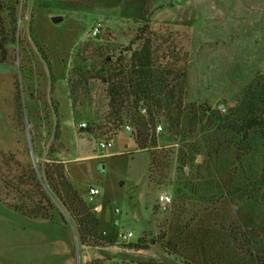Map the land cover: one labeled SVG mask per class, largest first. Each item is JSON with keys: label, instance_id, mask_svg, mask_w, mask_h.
I'll use <instances>...</instances> for the list:
<instances>
[{"label": "rangeland", "instance_id": "rangeland-1", "mask_svg": "<svg viewBox=\"0 0 264 264\" xmlns=\"http://www.w3.org/2000/svg\"><path fill=\"white\" fill-rule=\"evenodd\" d=\"M14 26L16 43L0 63V264H182L160 242L179 227L171 230L170 206L159 202L161 194L187 195L192 168L185 176L176 163L182 145L161 142L173 164L150 179V153L138 149L131 120L110 117L108 86L97 77L107 58L115 64L121 53L130 57L124 49L146 29L156 61L187 72L184 104L227 113L264 74V0H0V41L14 36ZM53 161L81 199L98 207L100 234L114 237L115 246L82 244L69 214L46 203L35 176ZM232 185L223 180L221 191ZM91 188L100 191L93 199ZM216 191L197 204L207 206ZM22 200L48 217L17 211ZM228 205L247 232L264 235L252 211ZM142 239L145 249L137 250Z\"/></svg>", "mask_w": 264, "mask_h": 264}, {"label": "trees", "instance_id": "trees-1", "mask_svg": "<svg viewBox=\"0 0 264 264\" xmlns=\"http://www.w3.org/2000/svg\"><path fill=\"white\" fill-rule=\"evenodd\" d=\"M17 2L13 0L14 4ZM18 22L14 18L15 25ZM17 29L14 26L11 39L6 34L0 41L2 64L7 62V45L16 43ZM145 31L124 49L130 57L121 53L115 64L107 58V71L97 78L108 86L110 117L119 123L124 117L131 120L138 149L150 153V179L173 164L169 147L162 148L161 142L181 144L183 149L179 150L176 163L185 176V167L192 168L184 177L187 195L177 192L168 209L170 228L179 227L178 235L167 241L165 234L160 242L182 264H264V235L255 238L247 232L228 205L234 203L237 209H249L264 227V74L249 84L227 113L206 105L186 106L187 72L161 66ZM139 41H144L143 46L133 49ZM20 99L18 95L21 109ZM162 119L166 124L163 133L158 134ZM81 130L89 132L90 128ZM199 156L202 161L196 164ZM35 178L46 203L69 214L82 244H117L114 237L100 234L95 209L81 199L61 163L53 161L40 179ZM227 178L233 185L222 192V181ZM212 190L217 191L209 194L207 206L197 204L201 194ZM24 203L15 209L31 218L48 217L39 204L29 207ZM134 247L145 249L144 239Z\"/></svg>", "mask_w": 264, "mask_h": 264}, {"label": "built area", "instance_id": "built-area-1", "mask_svg": "<svg viewBox=\"0 0 264 264\" xmlns=\"http://www.w3.org/2000/svg\"><path fill=\"white\" fill-rule=\"evenodd\" d=\"M220 110L223 111L224 110V107L221 106L220 107ZM142 113L143 114H146V110L143 109L142 110ZM81 127L86 128L87 127V124L86 123H82L81 124ZM125 129L127 131H130V132L133 131V127L131 125H129V124L125 126ZM162 131H163V127L161 125H158V127H157V133L159 134ZM109 145H110V143H101L100 144L101 148H103V149L107 148ZM187 170H188V168H187ZM99 194H100V191L97 188H91L90 191H89V196H90L91 199H93L95 196H98ZM172 200H173L172 197L169 196V195H167V194H161L160 197H159V202H160L161 206L162 207H165V208H167L168 206H170L172 204ZM94 209H95V211H98V207H95ZM132 236H133V234L132 233H129L127 235H122L121 238L124 241H127Z\"/></svg>", "mask_w": 264, "mask_h": 264}, {"label": "water", "instance_id": "water-1", "mask_svg": "<svg viewBox=\"0 0 264 264\" xmlns=\"http://www.w3.org/2000/svg\"><path fill=\"white\" fill-rule=\"evenodd\" d=\"M62 19H63V18H62V17H59V16H58V17H54V18H53V22H55V23H59V22L62 21Z\"/></svg>", "mask_w": 264, "mask_h": 264}]
</instances>
